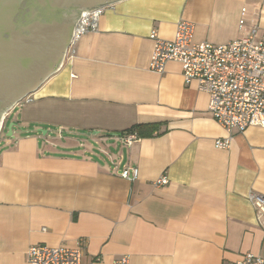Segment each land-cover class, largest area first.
<instances>
[{"label": "crops", "instance_id": "0c3cea01", "mask_svg": "<svg viewBox=\"0 0 264 264\" xmlns=\"http://www.w3.org/2000/svg\"><path fill=\"white\" fill-rule=\"evenodd\" d=\"M241 8L245 28L257 24L260 34L264 0L106 6L97 30L16 104L12 139L0 138L7 145L0 149V264H28L31 245L80 241L83 264L122 255L128 264H229L246 252L264 259V213L247 200L250 191L264 196V128L234 131L228 148H216L226 132L208 113L207 94L184 84L177 62L162 73L149 69L151 29L172 39L185 20L194 41L224 43L241 35ZM154 122L160 134L122 144L121 130ZM40 123L57 126V138L24 127ZM79 130L101 144L98 155L84 138L70 147L60 141ZM125 168L130 180L121 176ZM160 176L168 183L153 185Z\"/></svg>", "mask_w": 264, "mask_h": 264}, {"label": "built area", "instance_id": "2783aa9c", "mask_svg": "<svg viewBox=\"0 0 264 264\" xmlns=\"http://www.w3.org/2000/svg\"><path fill=\"white\" fill-rule=\"evenodd\" d=\"M108 6V5H107ZM106 6L83 11L74 25L70 47L87 32L95 31ZM246 9L241 8L238 30L241 35L224 43L194 41V24L179 20L174 37L165 39L151 29L148 37L153 42L149 69L162 73L169 61L181 66L184 84L194 83L196 89L208 96L207 111L224 129L226 136L215 139L216 148H228L234 131H243L249 126L264 128V28L251 24L245 28ZM69 47V48H70ZM140 138L135 133L121 135V142L130 146ZM130 168L121 176L130 180ZM133 171V178L137 170ZM168 183L160 176L153 185ZM247 200L259 214L264 213V196L250 191ZM83 242L75 248L35 244L26 251L28 264H83ZM127 255H122L111 264H128ZM229 264H264V259L249 252L243 253Z\"/></svg>", "mask_w": 264, "mask_h": 264}, {"label": "water", "instance_id": "95a60500", "mask_svg": "<svg viewBox=\"0 0 264 264\" xmlns=\"http://www.w3.org/2000/svg\"><path fill=\"white\" fill-rule=\"evenodd\" d=\"M117 1L0 0V129L4 115L59 69L82 12Z\"/></svg>", "mask_w": 264, "mask_h": 264}, {"label": "rangeland", "instance_id": "374dc122", "mask_svg": "<svg viewBox=\"0 0 264 264\" xmlns=\"http://www.w3.org/2000/svg\"><path fill=\"white\" fill-rule=\"evenodd\" d=\"M30 96V95H28ZM28 96H26L25 98H23L20 102L24 101ZM21 110L20 107H18L17 105L14 106V108H12L11 110H9L7 112V114L4 115V119L2 121V125H1V129H0V138H4L5 134H6V130H7V126L10 122H13V120L16 118L17 113ZM48 125V126H47ZM27 129V132H32L35 134H38L40 136V138H43L45 133H43V131H47L46 137L51 138V139H55L57 138V126L53 125V124H46V123H40V126H24ZM12 128L14 130L17 129V124H13ZM88 132L86 131H80L78 132V134H70L67 133L66 131H64L63 136L64 139H60L61 142H65L66 146H71L74 144V140H77L78 138H84L86 141V145L85 147L89 149L90 152H92L93 154L98 155V150L102 149L101 144L99 142L94 143L95 141L92 140L88 134ZM10 139H12V136H9ZM76 138V139H75ZM59 141V140H58ZM4 141H1L0 139V149L3 148L4 146L7 145H3ZM43 142L40 141V148L43 149ZM60 147V146H59ZM121 147L122 145L119 143L117 145V150L116 153L117 155L120 153L121 151ZM107 155V154H106Z\"/></svg>", "mask_w": 264, "mask_h": 264}, {"label": "trees", "instance_id": "16d2710c", "mask_svg": "<svg viewBox=\"0 0 264 264\" xmlns=\"http://www.w3.org/2000/svg\"><path fill=\"white\" fill-rule=\"evenodd\" d=\"M121 135L135 133L139 138L160 134V123H138L120 131Z\"/></svg>", "mask_w": 264, "mask_h": 264}]
</instances>
